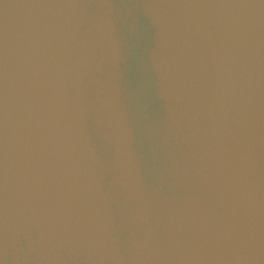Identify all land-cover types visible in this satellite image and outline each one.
<instances>
[{
    "label": "water",
    "instance_id": "obj_1",
    "mask_svg": "<svg viewBox=\"0 0 264 264\" xmlns=\"http://www.w3.org/2000/svg\"><path fill=\"white\" fill-rule=\"evenodd\" d=\"M0 264H264V0H0Z\"/></svg>",
    "mask_w": 264,
    "mask_h": 264
}]
</instances>
